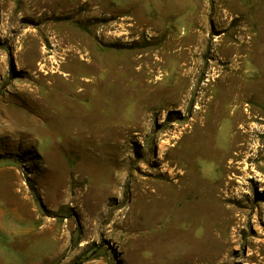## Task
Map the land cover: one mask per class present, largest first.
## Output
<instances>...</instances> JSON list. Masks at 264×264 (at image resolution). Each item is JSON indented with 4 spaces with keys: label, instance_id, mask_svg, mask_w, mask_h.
<instances>
[{
    "label": "rangeland",
    "instance_id": "rangeland-1",
    "mask_svg": "<svg viewBox=\"0 0 264 264\" xmlns=\"http://www.w3.org/2000/svg\"><path fill=\"white\" fill-rule=\"evenodd\" d=\"M28 1L0 0V264H264V0ZM240 85L252 140L220 163ZM186 171L179 195H146ZM229 176L199 206L197 180Z\"/></svg>",
    "mask_w": 264,
    "mask_h": 264
},
{
    "label": "bare ground",
    "instance_id": "bare-ground-1",
    "mask_svg": "<svg viewBox=\"0 0 264 264\" xmlns=\"http://www.w3.org/2000/svg\"><path fill=\"white\" fill-rule=\"evenodd\" d=\"M44 2H45V0H29L27 2V6H26V9H25L24 12H29L31 14V12L28 11V9L31 6H32V8L34 10H36V9H38L39 4L40 3H44ZM21 37L22 38H27V37H29V35L24 30V34ZM226 48L227 49H231L233 47L232 46H228ZM32 49L33 48H31V46L29 48H27V50L25 48H23L22 53L33 52ZM237 59H239V57L235 55L234 58H233V61H232V65L230 66L231 71H238L237 69H234V65L237 62ZM58 78H60V76H58ZM65 80H66V82L73 83V80H72L71 76H69V78L65 79ZM230 81L233 82L234 81V77H231ZM24 83L22 85H20L19 92L21 94L27 95L29 97L31 95L34 96V94H36V92H35L36 89H34L35 87H32L33 86L32 82H30L29 84L28 83L26 84V82H24ZM82 85H83V89L80 92H86L88 82L87 81H83ZM235 90L237 91V95L235 97V102L237 103L238 112L236 113V116L234 118L232 117L233 118L232 124L233 125H238L239 128H236V131L234 132V134L230 135V138L227 141V148L226 149L222 150L221 153H217V152L212 151L211 157L215 158L216 156H219L220 163H223V161L226 158H228V157H230L231 159L239 157L244 152V150L248 149L249 142L252 140V132H253V130H252V132L247 130L246 129V123L248 121H250L251 118H253V116L255 114L253 113L254 115L252 116L251 112H250V109H251L250 105L243 103V101L245 99H247L246 98L247 95L244 92L243 86L240 85L239 88H237ZM74 94L76 95V94H78V92H74ZM49 96H50L49 91H47V92L44 93V96H41V97H42V99H47ZM36 101H37V99H36ZM233 115H235V114H233ZM212 121H213V119H212ZM211 130H212V128H210L209 121L207 119H204V123L202 125H200L198 127H197V124H193L192 125L191 131L193 133V137L191 139L199 140L200 137L206 138L208 136L207 133H210ZM203 146H204V143L199 141L198 144H197V148L192 151V156H194L195 153L200 155V156H205V152L203 150ZM233 151H235V152H233ZM260 156L263 158L264 157V152H262V154ZM223 171L225 173H229V174H230L231 171H234L233 162H229V164L223 165ZM225 179L224 178H222V179L219 178V179H216V180H214L212 182L208 181V183H204L202 180H197L201 184L205 185V188H198V189L194 190L196 195H198L200 197V200H201L199 202L200 203L199 206H201L202 204L203 205L206 204L210 197H212L213 199H216V200L220 199V198H223V199H228L229 198V196H225V195L221 196L220 194H218V192H221L222 189L221 190L219 189L220 185L216 186V184L219 182V180L225 181L222 184L223 188L229 187V186H231L233 184L234 178H231V176H229L228 178H225ZM194 180H196V178H191L190 174L187 173V171H186L180 176V178L178 180L172 182L170 184V186H168V190H164V188H160V189L156 188L154 190H147L146 195H148L149 198H155V199L162 200V201L165 202L166 200H170V197L168 195V194H170V189H174L175 191L178 192V195H179L182 192V190L184 189L183 184L186 183V182H191V181L193 182ZM147 188H149V187L147 186ZM192 192L191 193L189 192V194H186V195H183V196L192 197ZM172 199H175V198H172ZM192 201L193 202L191 204H197L198 205V202H195V200H192ZM233 211H235V210H233V208L227 207L226 212H227V215L229 216V218H233V216H234V214H233L234 212ZM223 217H221V218H223Z\"/></svg>",
    "mask_w": 264,
    "mask_h": 264
},
{
    "label": "crops",
    "instance_id": "crops-1",
    "mask_svg": "<svg viewBox=\"0 0 264 264\" xmlns=\"http://www.w3.org/2000/svg\"><path fill=\"white\" fill-rule=\"evenodd\" d=\"M6 189L8 190L10 189L11 193H10V198H9V193H7V195L5 196V201L4 199L0 198V202L2 203L0 206V250H1V247L5 246V242H3L4 240L13 238V245L15 242L14 226L10 224V221H9L10 220L9 213L10 212L13 213L15 209L14 207L15 186L13 183H10V184L7 183ZM2 261H4L3 262L4 264H6L4 259Z\"/></svg>",
    "mask_w": 264,
    "mask_h": 264
},
{
    "label": "trees",
    "instance_id": "trees-1",
    "mask_svg": "<svg viewBox=\"0 0 264 264\" xmlns=\"http://www.w3.org/2000/svg\"><path fill=\"white\" fill-rule=\"evenodd\" d=\"M28 186L31 192L34 193V185L29 180H28ZM34 196H36L35 193H34Z\"/></svg>",
    "mask_w": 264,
    "mask_h": 264
}]
</instances>
